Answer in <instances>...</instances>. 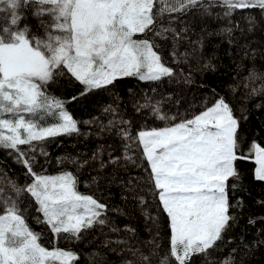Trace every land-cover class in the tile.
Masks as SVG:
<instances>
[{
	"label": "snow or ice",
	"instance_id": "obj_1",
	"mask_svg": "<svg viewBox=\"0 0 264 264\" xmlns=\"http://www.w3.org/2000/svg\"><path fill=\"white\" fill-rule=\"evenodd\" d=\"M195 8L205 12L220 8L225 18L237 11L264 15V0H0V149L9 150L26 169L25 175L32 178L21 186L0 171V264H74L79 254L56 246L58 239L63 235L66 241H79L85 231L109 223L107 205L93 195L81 194L73 172H37V156L48 155L44 144L49 138L79 134L81 121L66 104L114 87L122 78L156 82L175 76L177 70L163 55L162 44L169 40L172 63L188 64L195 58L199 65L200 57L195 54L202 51L207 36L216 33L201 34L193 41L188 28L178 31L172 27L179 16ZM31 17L38 21L35 26ZM246 19L252 23L255 16L249 14ZM231 32V27L220 30L229 36ZM184 42L192 51H179ZM242 67L238 65V71ZM209 68L214 69L211 60L196 70ZM191 71L189 66L185 82H192ZM180 72L183 75V69ZM65 75L81 90L67 99L50 95L49 82ZM241 87L244 99L264 96V73L251 68L239 83L230 85V91L235 94ZM256 107L264 108V104ZM132 108L134 112L150 109L164 126L134 130L133 121L120 114L119 104H109L102 111L113 118L107 124L99 122V127L101 131L115 128L124 141V162L147 173L136 177L135 183L129 180V191L141 205L149 196L158 200L168 218L169 248L161 251L157 217L152 218L157 224L156 235L141 242L147 244V252L127 246L128 239H105L103 246L125 245L120 251L133 259H124L122 264H191L194 256H202L204 264H235L238 248L220 259L211 253L223 252L218 242L238 224L240 214L235 210L244 207L242 197L235 203L230 200V192L243 180L238 162L254 158L253 178L264 182V147L253 140L247 152L242 150L245 138L240 129L247 117L235 115L224 96L191 118L163 112L162 101L147 94L134 98ZM83 123H98V118ZM92 158L96 159V154ZM109 163H120V157H110ZM100 166L106 165L101 162ZM25 194L34 199L36 211L42 214V219L34 217L35 222L53 234L51 248L41 243L43 233L27 222V209L22 207ZM259 219L264 221V217ZM256 222L249 217L248 224ZM110 230L120 231L116 227ZM128 231L135 233V229ZM262 235L264 228L251 243L264 246ZM239 239L243 248L249 249L244 236Z\"/></svg>",
	"mask_w": 264,
	"mask_h": 264
},
{
	"label": "trees",
	"instance_id": "obj_2",
	"mask_svg": "<svg viewBox=\"0 0 264 264\" xmlns=\"http://www.w3.org/2000/svg\"><path fill=\"white\" fill-rule=\"evenodd\" d=\"M207 3V0H205ZM251 14L255 21L250 23L246 17ZM35 26L38 21L35 17L30 18ZM172 27L178 31L188 28V36L196 40L201 34L216 33L207 36L202 51L195 55L200 57L199 65L211 60L213 68L197 71L198 64L195 58H190L188 64H174L171 62L169 52L171 41L162 44L163 55L169 61V66L177 70L172 78H162L160 81H140L135 77L122 78L115 82L114 87L106 90H96L81 100L66 104L73 117L81 121L78 124L79 134L61 135L49 138L44 148L48 155H38V164L35 171L43 170L44 174L57 175L64 171H71L78 179L77 190L81 194L93 195V197L107 205L105 216L109 223L105 226L96 225L83 233V239L79 241H66L63 235L58 239L56 246L72 249L79 254V259L74 264H122L124 259H133L127 252L120 249L125 245L113 243L109 247L103 246L105 239L115 241L128 239L129 247H141L147 252V244L156 235L157 224L152 219L158 218L159 242L161 251L169 248L170 230L168 218L160 210L158 200L152 197L146 198V203L141 205L134 199V193L129 191L128 181L136 182L135 178L147 173L132 164H126L123 160L124 141L116 134L117 130L101 131L99 122L107 124L112 119V114L103 113V109L109 104H119L120 114L126 120L133 121V129L141 127H163L164 123L151 114L150 109L134 112L132 100L141 99L145 94L162 101V111L169 115L177 113L191 118L193 115L211 106L220 96H224L232 105L235 115L247 117L241 124V135L245 138L242 150L247 152L249 145L255 140L264 147V108H257V104H264V96L244 99L245 89L242 87L235 94L230 91V85L239 83L253 67L264 73V15L258 11H237L232 17L225 18L222 9L213 8L205 12L202 8H195L188 13L179 16ZM224 27H231L232 32L220 34ZM231 41V42H229ZM158 43H161L158 41ZM180 52L192 51L191 47L184 42L179 48ZM243 65L239 69L237 66ZM191 66V83L185 82L184 76L189 73ZM183 69V75L180 72ZM155 89V92L151 91ZM81 86L68 75L57 76L49 82L47 91L50 95L67 99L76 95ZM131 90V92H129ZM241 109L243 112L241 113ZM98 118V123L86 124L83 121ZM51 123V118H48ZM142 150V148H141ZM96 154V159H93ZM110 157H120V163H109ZM75 160L77 163H73ZM84 161H88L86 164ZM101 162L105 167L101 168ZM83 165V166H81ZM147 168V163L144 164ZM256 167L254 158L238 162L239 171L243 180L235 192H230L232 203L243 198V209H236L239 215L238 224L230 229L224 237V241L218 242L223 252L213 251L214 259H220L227 255L232 248H238L235 253V264H264V246L256 247L251 242L256 240L259 230L264 228V182L255 181L253 171ZM0 171L10 179L23 186L26 182L31 183L32 178L25 175L26 169L17 163L9 150L0 149ZM230 183H236L230 180ZM143 186V185H141ZM139 191V189H137ZM22 207L27 209V222L37 232L43 233L41 243L51 248L53 246V234L45 225L37 224L34 217L42 214L36 211L38 205L28 194L23 197ZM147 213V215H146ZM249 217L255 218V224H248ZM112 227L119 228V232H112ZM135 229V233L128 231ZM244 236V242L249 244V249H244L239 237ZM229 238L232 242L228 243ZM264 238V235L261 236ZM239 246V247H238ZM115 248L116 251H111ZM99 253V255H94ZM247 253V254H245ZM191 264H204L202 256H194Z\"/></svg>",
	"mask_w": 264,
	"mask_h": 264
}]
</instances>
